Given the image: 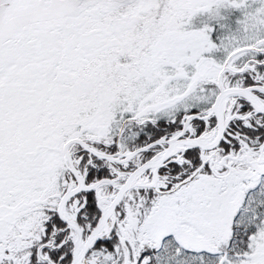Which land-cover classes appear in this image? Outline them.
I'll return each instance as SVG.
<instances>
[{
    "label": "snow or ice",
    "instance_id": "6c2138e0",
    "mask_svg": "<svg viewBox=\"0 0 264 264\" xmlns=\"http://www.w3.org/2000/svg\"><path fill=\"white\" fill-rule=\"evenodd\" d=\"M0 264H264V0H0Z\"/></svg>",
    "mask_w": 264,
    "mask_h": 264
}]
</instances>
